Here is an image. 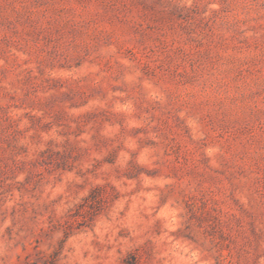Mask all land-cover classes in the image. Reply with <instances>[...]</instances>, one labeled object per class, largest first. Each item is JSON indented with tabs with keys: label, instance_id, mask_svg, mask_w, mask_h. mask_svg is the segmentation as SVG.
Here are the masks:
<instances>
[{
	"label": "rangeland",
	"instance_id": "1",
	"mask_svg": "<svg viewBox=\"0 0 264 264\" xmlns=\"http://www.w3.org/2000/svg\"><path fill=\"white\" fill-rule=\"evenodd\" d=\"M0 264H264V0H0Z\"/></svg>",
	"mask_w": 264,
	"mask_h": 264
}]
</instances>
